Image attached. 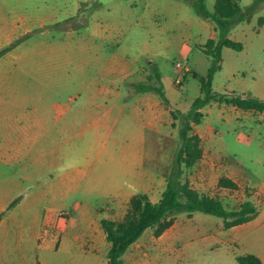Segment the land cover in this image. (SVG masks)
Returning a JSON list of instances; mask_svg holds the SVG:
<instances>
[{
    "label": "rangeland",
    "instance_id": "rangeland-1",
    "mask_svg": "<svg viewBox=\"0 0 264 264\" xmlns=\"http://www.w3.org/2000/svg\"><path fill=\"white\" fill-rule=\"evenodd\" d=\"M204 1L212 10L215 0ZM251 3L239 0L244 11ZM11 19L19 24L14 32ZM228 36L243 47L222 48L212 92L264 99V2ZM210 37L214 24L190 0H0V49L12 45L0 56L3 168L32 172L29 185L41 191L63 190L55 198L41 194L44 209L65 207V215L75 200L89 220L122 219L135 194L157 201L178 168V129L211 64L200 49ZM137 84L159 86L167 101L154 90L132 92ZM231 106L210 101L200 108L190 131L200 155L180 165V180L228 210L250 200L259 216L224 228L212 214L174 213L160 234L145 229L121 264H238L243 254L264 264V111ZM17 140H24L22 160L10 157ZM67 174L79 180L65 192ZM95 262L105 264V254Z\"/></svg>",
    "mask_w": 264,
    "mask_h": 264
},
{
    "label": "trees",
    "instance_id": "trees-1",
    "mask_svg": "<svg viewBox=\"0 0 264 264\" xmlns=\"http://www.w3.org/2000/svg\"><path fill=\"white\" fill-rule=\"evenodd\" d=\"M196 13L211 21L215 26L216 37L208 38L200 49L211 57V64L207 68L204 77L199 79L200 95L197 96L188 111L182 116L178 129L179 148L176 156V172L166 179L165 187L157 201L150 200L145 194L131 196L128 209L120 220L101 218L99 223L103 229L109 248L106 253L105 264H121V255L134 243L147 228H154L155 234H160L172 223L174 213L186 211H201L223 218L224 228L241 224L253 218L258 210L250 200H244L236 209H226L216 198L200 193L192 188L187 181L180 180V165L192 166L200 155L199 138L190 133L192 124H199L202 118L200 108L210 101H226L241 110L264 111V99L255 96H242L235 93H214L211 90V81L214 73L220 68L221 50L229 47L241 50L242 43L228 36L232 24L247 20L264 0H252L247 11H244L239 0H215L212 10L206 7L204 0H190ZM12 45L0 49V56L8 51ZM155 78L159 80L158 72ZM195 77L196 73L192 72ZM141 90H154L160 97L167 101L159 86L145 85ZM222 183V182H221ZM229 186H234L226 182ZM18 198H15L8 206L12 207ZM2 213H0L1 217ZM238 264H263L262 261L252 255L243 254L236 257Z\"/></svg>",
    "mask_w": 264,
    "mask_h": 264
},
{
    "label": "crops",
    "instance_id": "crops-1",
    "mask_svg": "<svg viewBox=\"0 0 264 264\" xmlns=\"http://www.w3.org/2000/svg\"><path fill=\"white\" fill-rule=\"evenodd\" d=\"M11 15L17 17L19 14L16 12ZM13 20L11 19L9 26L8 31L10 32L19 28L17 19ZM23 31L29 32V27H23ZM116 63L117 73L121 70L123 76H126L127 70L119 68L117 60ZM112 71H114L113 68L109 72L112 73ZM145 85L150 86L149 84H137L132 92L135 89L137 92H144L141 87ZM6 142L7 140H0V213H2L0 217V264H96L97 254H105L106 258L109 242H106L104 246L106 235L99 221L107 217L98 216V218L89 220L82 200L73 202L76 207L69 215L61 214V210L65 207L56 210L44 209V202L42 204L44 198L41 193H51V198H55V192L63 190H57L54 186H46L41 191L29 185L33 177L32 172L4 169L3 167L8 162ZM23 142L24 140H17L12 146L14 149V153L10 156L12 159H23L19 154ZM210 169H213L212 165ZM78 177L79 175L67 174L61 178L62 182L67 185L65 192L77 186ZM15 198H18L17 202L8 208ZM258 216L259 210L251 219H256ZM250 220L238 225L248 223Z\"/></svg>",
    "mask_w": 264,
    "mask_h": 264
},
{
    "label": "built area",
    "instance_id": "built-area-1",
    "mask_svg": "<svg viewBox=\"0 0 264 264\" xmlns=\"http://www.w3.org/2000/svg\"><path fill=\"white\" fill-rule=\"evenodd\" d=\"M176 66H177V67H180V63H179V62H177V63H176Z\"/></svg>",
    "mask_w": 264,
    "mask_h": 264
}]
</instances>
